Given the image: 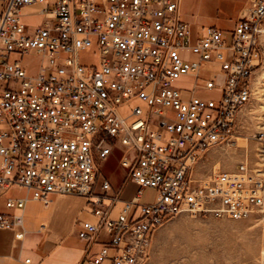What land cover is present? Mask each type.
Masks as SVG:
<instances>
[{"label":"built area","instance_id":"built-area-1","mask_svg":"<svg viewBox=\"0 0 264 264\" xmlns=\"http://www.w3.org/2000/svg\"><path fill=\"white\" fill-rule=\"evenodd\" d=\"M33 5L43 17L36 27L22 19ZM182 5L0 0V230L24 237L28 196L49 204L52 195L77 194L98 217L80 220L79 236L89 247L104 244L87 264H146L169 218L240 220L264 205V142L256 168L245 161L209 171L205 164L211 150L232 141L255 97L264 0H249L229 31H195ZM94 39L98 60L87 65L81 52ZM213 62L219 68L205 75ZM186 74L196 77L189 98L178 85ZM113 153L138 185L116 215L122 198L99 177ZM146 188L157 192L152 202L140 200Z\"/></svg>","mask_w":264,"mask_h":264},{"label":"rangeland","instance_id":"rangeland-1","mask_svg":"<svg viewBox=\"0 0 264 264\" xmlns=\"http://www.w3.org/2000/svg\"><path fill=\"white\" fill-rule=\"evenodd\" d=\"M40 11L38 5L25 7L23 21L36 27L43 19ZM226 36L231 39L229 33ZM260 46L262 59L255 74V97L241 112L232 141L214 148L207 155L205 164L209 171L215 165L231 170L237 163L245 161L252 168L259 166V148L264 142V32ZM81 60L84 64L96 65V39L90 49L81 52ZM234 142L236 145L232 144ZM261 173L264 177V167ZM156 194L154 188H146L142 202H152ZM263 246L264 205L240 220L192 216L183 212L169 218L157 229L146 264H264Z\"/></svg>","mask_w":264,"mask_h":264},{"label":"crops","instance_id":"crops-1","mask_svg":"<svg viewBox=\"0 0 264 264\" xmlns=\"http://www.w3.org/2000/svg\"><path fill=\"white\" fill-rule=\"evenodd\" d=\"M248 6L249 0H183L182 9L184 18L197 32L208 25L229 31L238 18L247 13ZM191 57L198 58L197 55ZM209 67L217 69L219 64H205V75H208L206 69ZM178 85L184 97L189 98L196 85V77L186 74L180 78ZM99 177L108 179L112 185L111 193L119 194L122 198L115 206V215L124 200H131L137 195L138 185L129 179L117 153L109 155L100 164ZM22 195L26 193L22 192ZM140 200L142 202V195ZM23 216L25 234L22 239H18L12 230H0V264H87L104 245L96 242L89 247L87 240L79 236L80 220H98L86 206L84 196L55 194L49 204L28 196ZM102 264L113 262L106 259Z\"/></svg>","mask_w":264,"mask_h":264},{"label":"bare ground","instance_id":"bare-ground-1","mask_svg":"<svg viewBox=\"0 0 264 264\" xmlns=\"http://www.w3.org/2000/svg\"><path fill=\"white\" fill-rule=\"evenodd\" d=\"M263 32H264V27H263ZM233 145H236V142L232 143Z\"/></svg>","mask_w":264,"mask_h":264}]
</instances>
